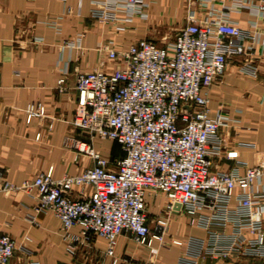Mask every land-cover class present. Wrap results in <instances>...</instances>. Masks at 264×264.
<instances>
[{"label": "built area", "instance_id": "obj_1", "mask_svg": "<svg viewBox=\"0 0 264 264\" xmlns=\"http://www.w3.org/2000/svg\"><path fill=\"white\" fill-rule=\"evenodd\" d=\"M199 4L208 7L206 16L198 18L189 8L173 38L142 37L120 47L111 42L107 56L114 69L76 76L71 122L87 139L73 142L74 160L90 158L92 165L59 177L49 168L18 186L3 182L5 193L29 194L34 212L59 218L69 256L74 258L81 245L102 239L110 264H142L118 252L120 239L127 238L151 254L158 251L154 240L160 246L180 247L176 264H202L206 258L223 264H264V149L246 144L252 150L251 163L236 151H226L220 130L229 117L223 108L215 113L209 108V91L222 80L229 60L250 58L264 45V0ZM150 7V0H104L96 3L91 16L117 31L132 30L137 28L131 24L134 18H149ZM243 9L256 15L246 27L233 16ZM71 13L68 6L46 23L57 26ZM82 35L67 43L80 48ZM246 67L256 72L251 61ZM67 73L57 79L61 92ZM45 111L40 101L24 110L28 122L41 119ZM95 138L117 141L124 155H104ZM217 159L230 163L220 168ZM162 195L164 207L153 213L151 204ZM178 216L186 217L182 223L203 236H167ZM74 226L80 230L73 231ZM17 245L10 234H0V264L11 263Z\"/></svg>", "mask_w": 264, "mask_h": 264}, {"label": "crops", "instance_id": "obj_2", "mask_svg": "<svg viewBox=\"0 0 264 264\" xmlns=\"http://www.w3.org/2000/svg\"><path fill=\"white\" fill-rule=\"evenodd\" d=\"M103 1L0 0V234L8 233L17 240L18 248L10 264H29L34 260L40 264H110L102 239L89 246L81 245L74 258L69 256L64 250L59 218L50 212H34V200L29 194L22 190L5 193L1 186L5 180L21 185L49 168L59 177L92 165L90 158L74 160L73 142L87 139V134L71 122L78 73L114 69L116 64L107 56L111 42L120 47L150 36L161 41L163 36H155V29L184 24L189 8L196 17L204 18L208 8H203L199 0H150L148 19L134 18L131 24L136 29L117 31L91 16L96 3ZM68 6L72 13L59 19L57 26L46 23ZM233 16L242 27L256 18L249 9ZM81 34L80 48L67 43ZM35 37L42 41H33ZM247 61L254 64L255 73L246 67ZM64 70L68 71L66 90L61 92L56 83ZM33 101L45 105V116L28 122L24 110ZM209 108L212 113L223 108L229 117L220 130L225 150L236 151L241 159L251 163L252 150L246 144L255 143L264 149V45L250 58L239 56L229 60L222 80L209 91ZM98 139L95 145L114 155ZM216 161L220 168L230 163L227 159ZM186 220L184 216L175 217L167 236L186 233L203 236L201 230L186 227L182 223ZM72 230L77 232L80 227L74 226ZM153 246L158 248L156 254H151L144 245L121 238L118 252L142 264H176L180 247L160 246L156 240ZM223 263L206 258L202 264Z\"/></svg>", "mask_w": 264, "mask_h": 264}, {"label": "rangeland", "instance_id": "obj_3", "mask_svg": "<svg viewBox=\"0 0 264 264\" xmlns=\"http://www.w3.org/2000/svg\"><path fill=\"white\" fill-rule=\"evenodd\" d=\"M182 25H183L182 23H174V24L168 25V26L165 25V27H161V30L155 29L154 35L155 36L162 35V36H166V37H169V38H173L176 35V33L178 32V30L182 27ZM151 38H153V37H151ZM98 141L103 143L105 146L109 147L110 149L114 148V146H115L114 145L115 142L113 143L112 140H107V139H102L101 140V138H100V140L98 139ZM94 142H95V140H94ZM94 145H95V143H94ZM96 147L99 148L104 155L109 156L112 159L117 158V155H119V153H120V148H119V146L117 144H116V148L117 149H112L113 154H114L112 156L107 154L105 152L104 148H102L100 146H96ZM161 198H162V200H161ZM165 200H166L165 196L162 195L159 199H156V201L152 202L153 204H151V205H153V209H152L153 213L162 211V209L164 207Z\"/></svg>", "mask_w": 264, "mask_h": 264}, {"label": "trees", "instance_id": "obj_4", "mask_svg": "<svg viewBox=\"0 0 264 264\" xmlns=\"http://www.w3.org/2000/svg\"><path fill=\"white\" fill-rule=\"evenodd\" d=\"M116 143L118 146H119V148H120V153H119V155L117 156V157H120V156H123L124 155V152H123V150H122V148H121V145L117 142V141H113V143ZM114 143V148H112V149H117L116 148V144Z\"/></svg>", "mask_w": 264, "mask_h": 264}]
</instances>
